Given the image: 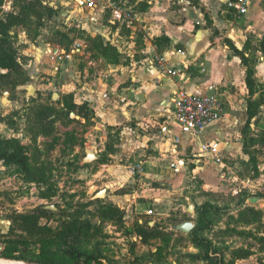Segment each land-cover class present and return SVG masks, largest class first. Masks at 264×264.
I'll use <instances>...</instances> for the list:
<instances>
[{"label":"rangeland","instance_id":"1","mask_svg":"<svg viewBox=\"0 0 264 264\" xmlns=\"http://www.w3.org/2000/svg\"><path fill=\"white\" fill-rule=\"evenodd\" d=\"M88 1L46 0L51 13L44 11L41 19L32 17L11 32L23 74L0 81V141L7 150L13 149L9 145L21 148L41 181H28L17 166L0 160V259L63 264L75 251L95 258L93 264H264V24L257 34H248L244 23L229 21L246 35L256 83L253 99L260 104L249 131L257 140L249 148L254 158L241 151L247 91L233 87L236 120L226 137L216 139L221 144L217 158L193 151L183 158L184 167L163 162V167L147 168L141 176L132 169L158 152L150 147L130 153L117 149L121 129L113 132L92 121L86 108L68 118L58 113L54 119H40L49 108L61 111L65 96L60 83L41 86L48 85L51 76L30 63L40 45L43 52L53 44L69 52L81 49L75 43L95 50V39L114 40L119 51L133 49L126 22H116L109 5L134 13L142 0H92V9L86 7ZM13 2L4 0L2 11H12ZM184 2L201 8L200 0ZM167 3L169 13L181 8L178 0ZM207 3L223 9V0ZM254 4L264 17V0ZM219 11L216 34L232 35L234 26L220 27L218 20L225 17ZM115 55L110 53V58ZM40 120L43 127H52L50 134L35 135ZM88 155L94 159L85 163ZM206 204L210 211L202 222L197 213ZM248 208L258 215L246 213ZM109 209L120 213L110 214ZM182 223H192L198 231L175 230ZM140 232L153 236L144 239ZM193 237L209 244L197 247Z\"/></svg>","mask_w":264,"mask_h":264},{"label":"crops","instance_id":"2","mask_svg":"<svg viewBox=\"0 0 264 264\" xmlns=\"http://www.w3.org/2000/svg\"><path fill=\"white\" fill-rule=\"evenodd\" d=\"M168 1L142 0L141 9L131 12L133 19L125 20L126 28L130 30L129 38L132 39L130 44L133 49L129 47L130 51H119L114 40H109V43L100 41L103 46L113 48L116 53L114 58H110V54L104 56L96 49H92L93 52L82 49L80 43L81 49L72 52L56 44L47 46L43 52L40 45L30 60L34 68L51 76L48 85L41 86L51 87L60 83L64 95H72L75 105H83L92 115V121L101 123L113 132L121 129L117 149L128 153L136 150L145 152L144 149L149 147L155 149L157 156L138 162L145 164L144 171L151 167H163V162L169 163L168 167H184L186 163L183 158L193 151H199L203 142L218 143L216 139L227 136L236 120L234 108L237 98L231 94L233 87L245 89L247 101L249 99L246 68L234 50L243 52L248 58L246 35L229 21H238V25L244 23V32L248 34H257L264 24V17L261 9L254 4L255 0H252L248 13L241 17L227 11L226 0H223L222 10L208 4V0H200L201 8L178 0L181 8L174 14L168 12ZM114 7L109 5L111 14ZM218 11L225 17V20H218L220 27L234 26L232 35L216 34ZM117 38L121 39L119 33ZM176 49L183 50L185 56L176 57L171 63L177 64L185 59L190 65L183 79L163 75L149 66L151 57ZM74 52L77 54L73 55ZM118 53L127 54V57ZM58 54L61 56L52 61L51 57ZM234 68L237 71L231 75ZM180 88L197 96L217 95L225 105L224 117L210 125L199 137L182 135L163 112L171 107L173 93ZM245 114L247 122V102ZM256 121L257 117L253 118L250 127ZM243 127L240 133L241 151L245 155ZM153 129L156 132L150 134L148 130ZM218 144L221 150V144ZM144 171L138 174L142 176Z\"/></svg>","mask_w":264,"mask_h":264},{"label":"trees","instance_id":"3","mask_svg":"<svg viewBox=\"0 0 264 264\" xmlns=\"http://www.w3.org/2000/svg\"><path fill=\"white\" fill-rule=\"evenodd\" d=\"M12 5V11L10 12H3L2 7L4 5V0H0V81H7L11 78L12 75H22V65L18 62L17 58V51L14 46V41L11 36V32L17 28V27H24L29 23V21L32 19V17H36L38 19H41V15L44 11H49L50 13L53 11L52 8L44 5V2L46 0H13ZM94 44V49L101 52L104 56L107 54H110L114 52L113 48L110 46H103V44L100 41H92ZM264 43V42H263ZM264 45V44H263ZM237 55L240 56L242 65L246 68V87L248 89V96L249 99L247 101V122L243 127L242 135H243V150L244 153L247 154L250 157V160L254 157L249 151V148L254 145L257 140L249 136L250 131V123L251 120L258 115V108L260 104L256 100H252V97L256 93L254 89V81H253V71L249 68L248 64V58L244 56L243 52L237 51V49H234ZM25 80V77H24ZM23 80V81H24ZM62 110L56 111L55 109H47L45 116H40V119H43L45 117H53L54 115L63 114L68 118L70 113H73L75 111H80L82 108H85L82 106H77L73 102L72 95H65L62 100ZM40 121L37 122V129L35 132V135H48L52 131V127L50 129H47L46 127H43ZM41 124V125H40ZM260 142L264 143V137L261 138ZM5 145L2 141H0V160H2L5 164L8 165H15L17 166L22 172L26 174V179L28 181L32 182H40L41 179L36 175L34 171L30 169V167L27 165V158L23 156L21 152V148L15 146V145H9L10 147H13L12 150H7ZM210 211V205L206 204L203 205L200 210L198 211V217L201 219L202 222H205L204 220H207V214ZM108 212L110 214L115 215V213H120V211L116 209H109ZM246 213H252V215H258V212L252 208H248L245 211ZM113 217V216H110ZM209 221H206V224ZM204 229H200V231H203ZM192 233L198 231V228L192 229ZM142 234L143 238H147L148 236H153L151 233L148 232H140ZM193 242L197 247H201L204 245H208V241L204 239H197L196 237H193ZM7 259H15V260H21L22 257H16L12 258L10 256L6 257ZM95 261V258L92 256H85L79 253H76L75 251H72V256L70 260L63 264H93ZM42 264H62V263H55L53 261H39Z\"/></svg>","mask_w":264,"mask_h":264},{"label":"built area","instance_id":"4","mask_svg":"<svg viewBox=\"0 0 264 264\" xmlns=\"http://www.w3.org/2000/svg\"><path fill=\"white\" fill-rule=\"evenodd\" d=\"M251 2L252 0H226L225 6L227 11L234 16L241 17L248 13ZM85 5L87 8L92 9L95 7V2L89 0ZM112 16L116 22L131 21L133 19L130 11L123 12L117 7L113 8ZM75 46L80 48V43H76ZM60 56L61 54L54 55L51 60L54 61ZM184 56L185 52L181 49L170 50L163 55L151 57L148 64L151 68L158 69L163 75L183 79L190 65L185 59H181L177 64L171 63V60ZM163 112L179 128L182 135L199 137L210 125L224 117L225 105L215 94L197 96L180 88L173 93L171 107ZM219 151V144L216 142H203L199 146L201 155H209L212 158H217ZM144 166L143 162L138 163L132 169V174L135 172L142 173ZM171 167L176 168L175 165H171Z\"/></svg>","mask_w":264,"mask_h":264},{"label":"water","instance_id":"5","mask_svg":"<svg viewBox=\"0 0 264 264\" xmlns=\"http://www.w3.org/2000/svg\"><path fill=\"white\" fill-rule=\"evenodd\" d=\"M82 2V1H80ZM53 98L58 97L57 94H53L52 96ZM94 156L92 155H88L85 159L84 162L88 163L89 161L93 160ZM100 195V194H99ZM191 208V207H189ZM194 228V225L192 223H182L180 225H176L175 226V230L184 233V234H188L191 232V230ZM0 264H24L20 261L17 260H10V259H0Z\"/></svg>","mask_w":264,"mask_h":264}]
</instances>
